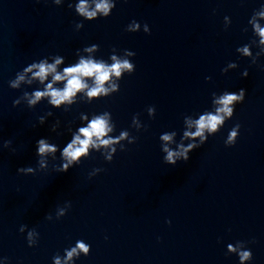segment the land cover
Returning <instances> with one entry per match:
<instances>
[{
	"label": "clouds",
	"instance_id": "clouds-1",
	"mask_svg": "<svg viewBox=\"0 0 264 264\" xmlns=\"http://www.w3.org/2000/svg\"><path fill=\"white\" fill-rule=\"evenodd\" d=\"M52 2L60 6L64 3V0H52ZM117 0H79L75 5L69 3L68 7L73 8L75 13L82 18V21H93L98 18H107L111 15L113 9L116 7ZM264 5L255 10L248 20V25L251 26L253 39L249 43L244 44L236 49L237 53L242 54L241 57L249 58L252 64H256L257 60L264 56ZM231 24V19L228 16L224 17L225 30ZM76 29L79 30L84 27L83 22L76 24ZM141 27L140 23L133 20L126 27L127 32H137ZM143 31L146 34H150V28L147 24L143 25ZM244 32L248 31V28L243 29ZM255 47L258 49L253 53L252 49ZM84 51L92 52L99 50V45L92 44L85 46ZM117 50L113 48L112 52ZM80 50L78 49L76 55ZM125 57H133L135 53L125 49ZM111 60L113 63L110 65L103 60H94L92 57L80 56L78 62L69 64L63 67L61 71H58V66L64 62V57L60 55L53 56L54 62L49 63L48 58L40 59L38 62H32L21 71H18L14 79L9 80V87L11 89H20L21 84L32 85L33 82H38L40 87L33 90L31 93L25 91L22 96L13 101V106L21 104L22 101H26L29 108H35L42 101H47L48 104L54 109H63L68 112L71 106L78 101L86 103H92L95 100H99L104 97L111 96L113 93H117L120 90L119 83L110 81L111 77L115 76L118 79L122 78V73L127 72L131 75L135 71V64L127 58H118L116 55H112ZM238 67L235 62H230L221 71L227 73L231 69ZM31 74L30 77L28 74ZM242 75L248 76L247 70ZM49 77L51 78L49 80ZM206 80H211V77H206ZM54 85H61L56 86ZM246 91L241 88L238 91H223L219 94L212 93V110L205 111L197 114L194 118L191 115L184 117V124L189 129L195 128V131H184L183 138L191 139V142L185 147L183 143L178 145L177 150L170 149L167 144L162 145V151L166 153L163 156V160L167 165L175 166L178 162H187L190 159V153L204 145L210 136L217 134L225 125L226 121L230 120L236 110V106L242 104L245 101ZM149 117L154 118L156 109L154 106H150L147 109ZM53 113L49 111L45 116L39 117V124L43 125L46 122L48 116H52ZM138 115H134L132 118V125L136 126L139 131L140 126L137 120ZM80 120L82 123L75 131L71 132V139L61 149L57 144L50 142L48 138H41L36 142V156L37 167H21L17 171L24 175H36L42 169L49 168V159L55 161L57 159V152L60 153L61 164L55 167L54 170L59 173H66L69 169L77 166L82 160L91 156L90 149L94 152H99L104 157L105 161L112 162L117 150L115 145L119 144L122 139L129 137L127 130L121 131L118 136H109L115 128V124L111 122L112 115L110 112L105 111L101 114H93L89 119L88 115L81 113ZM60 127V121L56 120L51 125V131L57 132ZM143 128H146L144 125ZM176 135L175 131L171 133L165 132L159 137L165 142H171L173 136ZM240 135V125L236 124L232 127L224 141L226 147L234 146ZM107 137V138H106ZM198 138V139H196ZM137 137L134 136L128 139V144H134ZM12 141H4L2 147L10 149L15 152V149L11 147ZM103 149V151H101ZM126 147L121 144L120 151H126ZM103 169L96 168L89 173V178L97 175ZM71 208V202H65L64 207L57 209L55 219L59 220L64 217L68 210ZM47 220H52L53 216L49 214L46 217ZM170 223V221H169ZM27 228L26 225H21L20 232L23 233ZM34 235L39 238V233L35 228L28 230L27 243L29 247H34L38 243V239H34ZM243 241H237L235 244L229 243L227 245V253H236L239 258V264H244V261H251L253 254L250 249L239 247ZM91 251V246L83 240H77L74 246L66 248L64 250V257L57 254L53 257V264H69V261H73L75 257L78 259L81 254L88 256ZM6 259V258H5Z\"/></svg>",
	"mask_w": 264,
	"mask_h": 264
}]
</instances>
